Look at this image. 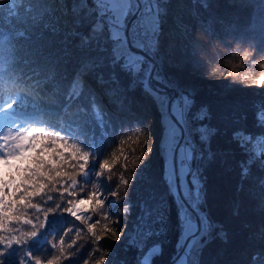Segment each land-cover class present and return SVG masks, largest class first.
<instances>
[{
	"label": "snow or ice",
	"instance_id": "obj_1",
	"mask_svg": "<svg viewBox=\"0 0 264 264\" xmlns=\"http://www.w3.org/2000/svg\"><path fill=\"white\" fill-rule=\"evenodd\" d=\"M170 3L0 0V264H122L116 247L122 239L137 250L135 264H154L169 226L164 202H144L135 227L128 222L129 185L148 180L154 148L166 161L169 194L180 197L172 264H200L214 237L227 241L224 224L203 210L208 163L234 169L237 191L247 185L264 212V0H241L253 8L242 27L201 20L197 6L207 9L208 0H191L198 27L176 18L197 70L209 43L228 45L232 57L245 46L224 78L260 90L251 130L248 112L197 107L190 89L163 74L161 25ZM178 6L185 7L183 0ZM256 68L259 74H250ZM137 87L161 116L151 144L147 137L140 143L151 125L133 115L130 93ZM241 212L237 201L231 214ZM251 235L261 246L244 253L246 264H264V216Z\"/></svg>",
	"mask_w": 264,
	"mask_h": 264
},
{
	"label": "trees",
	"instance_id": "obj_2",
	"mask_svg": "<svg viewBox=\"0 0 264 264\" xmlns=\"http://www.w3.org/2000/svg\"><path fill=\"white\" fill-rule=\"evenodd\" d=\"M180 0H171L169 12L163 18L161 25L162 35L160 37L159 52L168 54V61H175L177 65L196 71L203 77L217 79L221 75L231 70L233 65L239 63L243 55L244 45L241 46L240 54L232 57L230 53L232 48L222 42H216L213 46L209 43L205 50L198 53L199 57L205 62L199 69H195L189 61V57L182 47L180 31L177 27L176 18L179 17L183 23L198 27L199 21L191 14V0H183L185 7L178 6ZM208 8L204 9L197 6L196 11L201 20L213 18L223 20L227 24L233 22L238 26H244L253 12L251 6H243L241 0H208ZM219 29L221 25L215 24ZM204 41H209V37L202 35ZM217 67L218 70L212 72L211 69ZM246 69H241L245 72ZM259 69H253L250 74L258 75ZM218 76V77H217ZM221 78V77H220ZM222 84V83H219ZM230 84V83H228ZM232 85V84H230ZM232 92L215 87L211 91H203L194 94L193 98L197 107L207 105L214 113H220L225 110L237 109L238 112H248V126L254 123L251 106L259 103L261 100L260 90L243 88L242 85H233ZM255 93V94H254ZM133 101L134 113L144 117L151 125V134L145 132L141 137L140 143L147 137L151 144L152 133L154 132L153 121L159 120V111L156 103L151 96L145 94L141 88L137 87L130 93ZM155 116V118H153ZM135 139V136H133ZM126 147H131V141ZM215 147V144H214ZM140 147L137 145L136 154L139 155ZM132 157H130V160ZM150 165L147 170V181H139L135 185L130 184L128 195L132 209L128 215V221H136L144 202L149 206H154L161 201L164 202L168 209L169 226L166 234L161 235L158 239L162 245V254L156 257L154 264H172V258L176 254V245L179 236L177 227V206L179 197L169 194L167 185L163 179L166 161L164 156L159 152L148 157ZM119 167L117 172H119ZM130 177V173L128 174ZM206 176V202L203 210L206 211L212 219L224 224L227 230V241L214 237L203 249L199 257L200 264H246L244 253L251 255L260 246L261 242L251 235L257 229L261 222L264 212H262L258 202L249 199L247 195V185L243 192H238L239 177L236 171L229 170L227 166L222 165L218 160L208 163L204 169ZM133 188L135 189L133 191ZM242 203V212L239 217L232 216V207L235 202ZM248 225V227H245ZM157 238H153L155 241ZM153 241H150L153 242ZM107 247V245H105ZM120 257L126 260V264H135L137 250L123 242L119 247Z\"/></svg>",
	"mask_w": 264,
	"mask_h": 264
},
{
	"label": "rangeland",
	"instance_id": "obj_3",
	"mask_svg": "<svg viewBox=\"0 0 264 264\" xmlns=\"http://www.w3.org/2000/svg\"><path fill=\"white\" fill-rule=\"evenodd\" d=\"M160 59L162 62V71L163 74L170 80L175 82V85L181 89L191 90L193 94H199L203 91H211V89H214L215 87L223 88V90H228L232 92L233 85L228 84V82L225 80V78L221 75L219 78H207L203 77L196 71L183 68L176 64L175 61H168V54L166 52H159ZM218 77V76H217ZM222 83V84H219ZM155 118V116L153 117ZM153 127L154 132L152 133V137L155 136L157 139H159V134L161 132V116L159 113V120L153 121ZM158 151L154 148V154ZM163 155V154H162ZM180 202V199H178ZM131 227H135V221H128ZM125 242L123 239L118 243L117 247V257L119 261L122 262V264H126V260L120 257L119 254V247L120 245ZM126 244H131V241L125 242ZM105 245L109 246L107 242H105Z\"/></svg>",
	"mask_w": 264,
	"mask_h": 264
},
{
	"label": "water",
	"instance_id": "obj_4",
	"mask_svg": "<svg viewBox=\"0 0 264 264\" xmlns=\"http://www.w3.org/2000/svg\"><path fill=\"white\" fill-rule=\"evenodd\" d=\"M179 197V196H178ZM179 199H180V197H179Z\"/></svg>",
	"mask_w": 264,
	"mask_h": 264
}]
</instances>
